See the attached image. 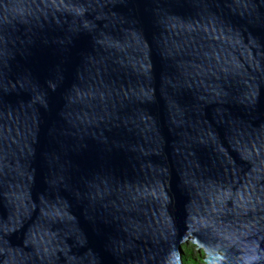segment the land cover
Returning <instances> with one entry per match:
<instances>
[{"label":"water","instance_id":"95a60500","mask_svg":"<svg viewBox=\"0 0 264 264\" xmlns=\"http://www.w3.org/2000/svg\"><path fill=\"white\" fill-rule=\"evenodd\" d=\"M264 264V0H0V264Z\"/></svg>","mask_w":264,"mask_h":264},{"label":"rangeland","instance_id":"374dc122","mask_svg":"<svg viewBox=\"0 0 264 264\" xmlns=\"http://www.w3.org/2000/svg\"><path fill=\"white\" fill-rule=\"evenodd\" d=\"M185 248L190 250V254L192 258L195 260V264H204L201 259L203 258V253L201 251L196 250L195 245H193L191 242H186L183 244Z\"/></svg>","mask_w":264,"mask_h":264},{"label":"trees","instance_id":"16d2710c","mask_svg":"<svg viewBox=\"0 0 264 264\" xmlns=\"http://www.w3.org/2000/svg\"><path fill=\"white\" fill-rule=\"evenodd\" d=\"M181 248H182V253H181L182 262L184 264H195V260L192 258L190 254V250L185 248L184 245H182Z\"/></svg>","mask_w":264,"mask_h":264}]
</instances>
